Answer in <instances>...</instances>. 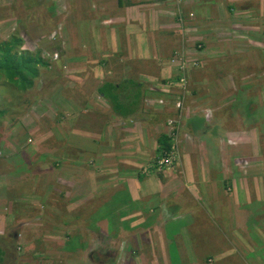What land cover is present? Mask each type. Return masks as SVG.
<instances>
[{
    "label": "rangeland",
    "instance_id": "374dc122",
    "mask_svg": "<svg viewBox=\"0 0 264 264\" xmlns=\"http://www.w3.org/2000/svg\"><path fill=\"white\" fill-rule=\"evenodd\" d=\"M124 1L129 3L119 8L142 4V0H136V3L134 0ZM175 1L179 6L183 4V0ZM50 3V0H0V41L8 40L11 35L21 37L25 42L20 50L29 49L32 54L38 50L49 64L39 68V77L27 91L13 87L4 92L0 90V99L11 97V102L16 105V115L0 130V208H3L0 229L7 231L11 224L14 228L11 235H19L17 238L21 240L67 236L69 230L73 236L67 239L66 250L73 257L64 260L66 264H153L152 261L154 264L161 261L162 264H241V259L236 258L242 256H246V264H264V0H226L227 11L225 8L218 12L215 10L219 21L216 22V32L207 25L209 22L204 23L195 17V25H204L199 29L202 31L188 24L186 33L181 31L175 37L179 47L176 50L166 49L155 42L158 40L156 35L154 51L165 55L166 59L161 56L156 60L141 58L140 62L137 61L140 57L125 53L128 42L123 33L119 34L121 43L118 42V46L109 44V38L99 41L102 44L78 38L75 46L69 45L66 41L68 36L63 33V22L69 23L66 27L75 35L84 32L87 25L79 24L68 15L64 18L61 9L53 10ZM92 4L84 6L88 8ZM77 6L81 5L75 3L72 8L77 11ZM184 10L185 15L179 13L183 28L184 22L195 16L192 11L196 12V8ZM83 11L82 15L86 9ZM226 12L224 21L222 16ZM166 17L172 24L174 17L170 13H166ZM207 17L213 18L211 15ZM156 19L159 17L153 21ZM112 24L102 25L111 27ZM214 33L219 34L217 37L226 38L219 42ZM198 34L207 39L206 44L201 38L193 40V36ZM70 49L74 52L72 55H77L72 62L68 59ZM111 49L117 51L99 56V51ZM117 55L121 57L113 63ZM133 65L155 71L154 79L144 81L136 75L144 84L147 97L141 109L125 120L111 112L97 91L103 81H124L125 67ZM219 80L223 81L224 87L219 86ZM94 81H97L96 85ZM231 105L233 107L223 114L224 123L218 124L220 120L214 119L221 114L219 107ZM85 108L89 114L103 115L105 122H100L99 116L82 118L78 114ZM199 112L214 117L211 118L214 125L204 129L205 137H201L202 134L195 139L182 129V124L192 113ZM79 120L82 121V132L86 133L85 138L76 130L80 127L77 125ZM138 125L141 126L135 129ZM164 136H171V140L174 136L173 159L168 165L160 166L162 158L156 153V146ZM51 140L56 147L51 145ZM199 142L209 146L214 161L225 165L233 163L230 157L240 156L236 147H241V158L237 157L241 161L240 173L235 169L226 170L228 179L223 180V184L215 183L210 187L211 195L218 193L221 187H228L231 190L226 192L231 193V185L224 183L241 181L238 185L241 195L233 194L234 205L230 209L233 217L229 219L220 220L208 201L188 195H184L185 205L189 207L187 213L192 212L193 215L179 217L178 213L184 206L178 203L179 200L172 201L175 198L172 194L178 186L173 178H179L186 170L184 166L182 171L180 169L184 160L191 159L192 155L197 157ZM249 142H255V150H248ZM189 144L196 148L190 150L186 146ZM92 150L96 153L92 154ZM120 151L126 153L120 154ZM139 152L143 153L137 158ZM106 153L115 155L111 159L97 160L98 154ZM249 155L258 160L248 163L245 157ZM25 160L30 164L27 163L22 174L10 176L13 167ZM121 164L126 169H121ZM249 164H253V168ZM96 169H101L97 175L93 174ZM89 174L94 177H87ZM139 177L163 178L167 192L146 189L156 195L134 200L131 197L133 183L130 181ZM122 181H127L128 187ZM134 187L135 192L139 191L138 186ZM253 192H260L262 197L255 198ZM13 196L38 199L32 201L25 197L23 208L18 210L20 217L6 216L7 206L12 207V214L17 210ZM253 202L256 205L249 209L254 212L259 208L260 217L244 215L245 211H250H244L242 206ZM135 208L145 212L146 217L152 214L153 218L166 212L172 224L186 220L185 229L169 236L172 241L168 242L161 238L165 237V233L158 231L161 228L149 220V229L153 228L154 232H139L141 243L135 241L132 245L123 239L124 234L118 224L115 226L113 217ZM81 214L90 217L80 218L85 229H95L96 223L105 221L110 232L118 230V233H111L118 242L110 243L108 249L95 256L92 253L89 262L84 261L87 233L74 234L79 231L77 219ZM207 216L212 220L211 224ZM4 217L8 218L7 224ZM63 227L66 230L63 231ZM135 229L140 230L141 227H128V235ZM26 230L31 232L21 236ZM105 236L108 235L102 239ZM108 241L105 240L104 244ZM75 242L82 244L83 249L76 252ZM241 242L251 245L242 249V254ZM21 248L15 251L21 261L16 264H48V260L34 259L32 249ZM57 248L53 247V250L60 253ZM5 252L0 264H13L6 261V257H12L11 253Z\"/></svg>",
    "mask_w": 264,
    "mask_h": 264
},
{
    "label": "crops",
    "instance_id": "0c3cea01",
    "mask_svg": "<svg viewBox=\"0 0 264 264\" xmlns=\"http://www.w3.org/2000/svg\"><path fill=\"white\" fill-rule=\"evenodd\" d=\"M50 2H51L50 4L53 6V10L61 9V11L63 12L64 18L68 15L69 18L76 19L79 22V24L84 25V26L87 25L84 32L80 31L79 32L80 35L79 34L75 35L71 33L70 31L71 29H68V27H66V26H69V23L66 24L65 21L63 22L64 24L63 33H64V36H68L66 41L68 42L69 45L75 46L76 42H79V40H77L78 38L79 39L88 38L87 40L89 42H93L94 44L96 41L104 42L106 38H109V44L118 46V42L121 43L120 41L121 38L119 37V34L123 33L124 39L126 40V42H128V46L126 47L125 53L130 54L132 57H135V58L140 57L138 58L137 61H141V58L156 60V58L160 56L163 59H166L165 55L157 53V50L156 52L154 51L155 42L160 43V45L164 46L166 49L168 48L169 50H172L173 48L174 50H176L179 47L177 45L178 42L176 41L177 39L175 37L181 31H183V33L185 34L188 29V24H193L196 30L200 32L202 31L199 29H202L204 25L203 23H202L203 26L199 25V23L195 25V20H194L195 17H196V20L199 19L202 22L205 21L204 23L209 22L207 25L210 26L211 28H214L215 30L218 27L216 22H219L218 20H216L217 16H216L215 10H217L218 12L222 10V8H225L226 11L229 9L226 3V0H193V1L183 0V4L180 6L177 5L178 3L175 0H142V4L137 3V4H134L133 6L124 7V8H119V5L117 4V0H50ZM133 2L136 3L137 1L134 0ZM75 3H77L78 5H81V6L76 7L77 11H75L72 8V7H75ZM87 3H94V5L92 4L91 6L86 8L84 5H86ZM187 7L196 8V12L192 11L193 13H195V16H193V18L191 17L189 22H184L185 27L183 28L181 19L179 17V13L181 12L183 13V11L185 12L184 9ZM84 8L86 9V12L84 15H82V12H84L83 11ZM71 12H73V14H71ZM166 13H170L172 15V18L174 17L173 18L174 24L170 23V20L166 17ZM183 15L185 14L183 13ZM209 15H211V17L213 18L207 17ZM226 16H227V12H226V15L222 16L223 17L222 20L226 21ZM156 17H159V19H156V21L154 22L153 19H155ZM219 17L220 16H218V18ZM105 23H109V25L110 23H113V24L111 25V27L107 25L103 26L102 24H105ZM71 28L75 30L73 28V25H71ZM216 31L217 30H215V32ZM156 35H157L158 40L155 37ZM214 35H215L216 40L219 42H221L224 38H226L224 36L217 37L219 34H216V33H214ZM64 36L63 38H65ZM189 36H192V35H189ZM199 38H201L200 34L193 36V40L194 39L197 40ZM154 40H157V41L153 42ZM202 40H203V44H206L207 39L204 38ZM111 50L109 51L101 50L99 51V56H101V54H106V53L112 54L113 52L117 51L113 49ZM72 53L74 52L70 49L69 54H68L69 56L68 59L70 62H72V59H75V56H77L76 54L72 55ZM120 57L121 55L119 56L117 55L113 63H116V59ZM78 60H80V58ZM82 65H85V64H82ZM127 68H132L130 70V73L138 75V77L143 79L144 81L154 79L153 72L155 71H150L149 69L147 70V68L144 66L143 68H138L136 65H133ZM218 82H219L218 84L220 87H224L223 81L219 80ZM93 83L94 85H96L97 81H94ZM213 83H215V81H213ZM197 110L198 108H196V111ZM84 113H85V116H88L90 118H95L96 116H99L98 119L100 120V122L101 121L105 122L103 115H99L98 113L89 114V112H83L82 114ZM204 115L205 114H203L202 112L192 113L190 115L191 118L188 116V119H185V121L182 124V129L188 132L189 137L194 136V138L196 139V135H194L195 131L191 123L193 120L198 121V120L204 119L205 118ZM211 118L214 119V117L210 115V117L207 119L208 123H210ZM81 123L82 121L79 120V123L77 125H79L80 127L76 130L80 132V136L82 134L83 138H85L86 133L82 132L83 125ZM140 126L141 125H138L135 129H138ZM101 127H102L101 130H103V127H104L103 123H101ZM134 134H137V133H134ZM101 138H103V136ZM199 143H200V149L197 152L198 153L197 157L194 155H192L191 159L190 157H188V160H184V163L180 166L181 171L184 166V168H186L188 172L184 169V173L181 174L182 176H179V178L177 177L173 178L174 183L178 184V186H176V189H174V193L172 194V197H175V198H173L172 201L179 200L178 203L184 206V208L182 209V212L178 213L179 217H182L187 214H188L187 217L193 215L192 212L187 213L189 210L188 209L189 207L185 205L186 202L184 200V195L186 196L188 195V196H191L192 198H196V200H199V197H200L202 201H208V204L213 209L212 211H215L217 215L222 218V219L219 218L220 220L229 219L233 217V213L230 211V209L233 208V205H234L233 194L240 193L241 195V187L238 186L239 184H241V181L224 183L227 185H231V188H232L231 193L226 192V191L231 190V189H228V187L226 186L227 189H225L224 187H221V189L218 190V193H214V195H211L210 187L215 185V183L223 184V180L228 179L229 174H227L226 170L229 171V169L231 170L235 169L238 171V173H240L241 161L237 157L241 158V147H236V153H240V156H236V158L230 157L231 160H234L232 161L233 163L232 164L229 163L228 165H225L223 163L214 161L213 157H211L210 148L205 142H199ZM249 143H250V146L248 150H255V147H256L255 142L254 143L249 142ZM186 146L190 150H193L196 148L194 145H191V144L186 145ZM94 153L96 152L93 151L92 154ZM119 153L123 154L126 152L120 151ZM142 153L143 152H139V155H137L136 157L137 158L141 157ZM114 155H115L114 153L98 154L97 160L99 161L102 158L111 159ZM245 158H247L248 163L251 161L258 160V159H255L253 155L246 156ZM252 165L249 164V167L253 168ZM120 167L121 169H126L125 165L121 164ZM98 171H101V169H96L93 174L97 175ZM93 174H89L87 177L89 178L94 177ZM230 178H233V177H230ZM130 182L133 183V189L131 187V191H133L131 192L132 193L131 197L134 200L142 199L143 197H149V196L156 195L155 193L147 192L146 189L167 192L166 191L167 185L164 182L163 178L157 179L156 177H146V178L139 177L138 179H136V181H130ZM122 183L126 185L127 187L129 185L127 181H122ZM134 186H138L139 191L135 192L136 188ZM176 190H179V191H176ZM253 195L255 198L262 197V194H260V192L259 193L253 192ZM231 196H232V199L230 200ZM242 202L243 201H241V203ZM255 205H256V202L242 206L243 207L242 209L244 211L247 209L250 211L248 213H246L245 211L244 215L245 214L248 216L252 215L253 218L258 217V216L260 217L262 214L260 213L259 208L254 210V212L251 211V209H249ZM139 206L144 208L143 205L141 204H139ZM217 209H220L223 212H218ZM2 210L3 208H0V212ZM130 210L131 211L127 213L125 211L119 212V215L116 214L118 216L113 217V218L116 222L115 226L118 224L120 227V232L124 234L123 239L125 240L127 239L126 241L127 242L130 241L132 245L134 244L135 241L140 242V238L138 235L139 232H142V233H147V232L150 233L152 231L154 232L153 228L149 229L150 227V224L148 223L149 220L153 221L155 227L161 228L158 231L159 232L161 231V233H165V237H161V238L167 240L168 242L172 241V237H169V236L175 235L176 233L184 231L185 229L184 225L186 224V220L185 221L181 220L182 222L180 221V223L175 221L172 224L170 222V217L166 212L158 213L153 218L152 214H150V217H146L147 214L143 212L142 210H140L139 208L130 209ZM86 217L90 218L86 214H81L78 216L77 220H78V230L79 231L74 234L87 233L88 245H85L84 247L85 248L84 249L85 250L84 261L89 262V260H91L92 253L95 256V254L100 253L102 250L108 249L110 247V243L116 244L118 242V240L114 239V237L111 235V233H114V231L115 233H118V230L115 229V230H112V232H110V229L108 228L107 223L105 221H103L101 224L96 223L95 229H85L84 227L85 223L82 222L80 218H86ZM116 218H118V221H116ZM123 218L125 219L124 222L122 221ZM207 218L211 224L212 220L209 218V216H207ZM4 220H5V224H7L8 218L6 219L4 217ZM90 222H91V219H90ZM136 226L141 227V229L132 230L131 235L133 236L130 237L131 235L130 236L128 235L129 234L128 227L133 228ZM63 228H64L63 231L66 230V227H63ZM13 229L14 228L13 226H11V224L8 225L7 231L0 229V248L7 252H10L12 256V257H6V261L8 263L16 264L18 261H20V258L19 256L16 255L15 251H17L16 249H20L21 247H22L21 249H32V253L34 254L35 252V254L33 255L34 259H36L37 261L38 260H48L47 261L48 264H66V261L64 260L68 258L71 259L70 257H73L70 255V252L66 250L67 239L73 236V235H70L71 232L69 230L67 231V234H68L67 236L64 235L62 237L61 236L55 237L54 235H52V238H48V236H44V240L40 239V237H38L37 239H33V240H24V239L21 240L17 238L19 237V235L17 236L15 235V233L11 235L12 233L11 230ZM30 232L31 231L27 232V230L23 231L21 236L27 235ZM104 235H108V236H105L102 239V236ZM134 237L135 239H131ZM235 239L236 238H234V240ZM105 240H109L107 244H104ZM147 241H150V238ZM5 242H8L9 245H5ZM12 243H13V248L11 250H7L6 247L7 246L11 247ZM76 243L77 242H75V244ZM241 243L242 244L239 245V247L241 248V254H242V249H248L251 245L249 246L243 242ZM76 245L78 247V248L77 247L75 248V250H77L76 252H78L80 249H83L82 244H80L79 242ZM242 245H244V247ZM53 247H58L57 251H60V253H55V251L53 250ZM39 255L41 256L39 257ZM55 259L59 261H55ZM236 259H241V264L248 263L245 260L246 256L238 257ZM152 263L154 264V261H152ZM157 264H162V261L157 262Z\"/></svg>",
    "mask_w": 264,
    "mask_h": 264
},
{
    "label": "trees",
    "instance_id": "16d2710c",
    "mask_svg": "<svg viewBox=\"0 0 264 264\" xmlns=\"http://www.w3.org/2000/svg\"><path fill=\"white\" fill-rule=\"evenodd\" d=\"M128 2V1H127ZM124 0H118V5L121 7L122 4H127ZM129 3V2H128ZM24 39L21 37H16L11 35L8 40L0 41V90L7 91L8 87H13L14 89L18 88L22 91H27L28 89L32 88L35 83V80L39 77V68L41 67H48V60L43 59L40 55V52L36 50L34 54L31 53L29 49L23 50L20 48L24 43ZM21 46V47H20ZM50 50V48H49ZM60 51V50H58ZM57 51V52H58ZM140 62V61H138ZM132 68L125 67L127 71L126 77H124V81L122 82H112V81H103L101 85L98 87L97 94L98 96L104 101V103L108 106V108L118 117L127 120L133 113H135L141 106L143 105L144 101L147 97V92L145 90L144 84L136 77V74H131L130 70ZM12 98H2L0 99V130L2 129L4 123L9 120L12 116L16 115V105L11 102ZM233 105L229 107H219L221 110V114L215 118V120H220V123H224V116L225 111L232 108ZM88 109L85 108L83 112H87ZM80 112L82 118H87L85 113ZM217 112V113H220ZM223 112V113H222ZM205 118L202 120H193L191 125L194 128V135L196 138H199L200 135L203 134L201 137H205V128L210 127L212 121L210 123L207 122L209 117L204 116ZM183 121V120H180ZM210 124V125H209ZM205 129V130H204ZM209 129V128H208ZM203 131V132H201ZM194 137V136H193ZM208 142H211V139L206 137ZM47 141V140H46ZM54 140H51L50 143L52 144ZM174 145V136H172V140L170 137L164 136L163 138L158 140V145L156 148V153L159 155L166 153L170 154L171 149ZM46 144L44 145V147ZM165 156V155H162ZM31 158V157H30ZM24 162V164H23ZM27 163L30 164L27 160L21 161L18 165L13 167V171H10V176H18L27 167ZM154 169V168H151ZM148 172V170H146ZM7 174V171H6ZM5 174V178H6ZM6 182V181H4ZM26 196H24L25 198ZM24 198H15L12 197L15 203V210L12 214V207L7 206V214L11 215H18L19 207L23 208V201ZM27 200H34L38 199L37 197H26ZM34 206H38L35 204ZM5 245H9L8 242H5ZM10 247V246H9ZM6 247L7 250H11L12 246L9 248ZM6 255L5 250L0 248V262L4 260Z\"/></svg>",
    "mask_w": 264,
    "mask_h": 264
},
{
    "label": "bare ground",
    "instance_id": "6f19581e",
    "mask_svg": "<svg viewBox=\"0 0 264 264\" xmlns=\"http://www.w3.org/2000/svg\"><path fill=\"white\" fill-rule=\"evenodd\" d=\"M180 104V103H179ZM178 104V106L177 107H180V105ZM170 138H171V136H170ZM158 156H160L162 159L159 161V159H158V161H159V165L160 166H165V165H168V163H170V161L173 159V152H172V149H171V153L169 154H166L165 156H162V155H158Z\"/></svg>",
    "mask_w": 264,
    "mask_h": 264
}]
</instances>
